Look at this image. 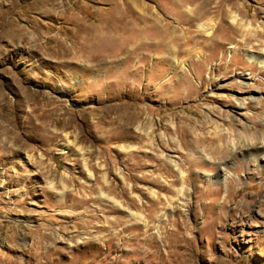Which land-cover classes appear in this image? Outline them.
I'll return each instance as SVG.
<instances>
[{"label": "rangeland", "instance_id": "374dc122", "mask_svg": "<svg viewBox=\"0 0 264 264\" xmlns=\"http://www.w3.org/2000/svg\"><path fill=\"white\" fill-rule=\"evenodd\" d=\"M118 2L0 0V264H264V0Z\"/></svg>", "mask_w": 264, "mask_h": 264}, {"label": "bare ground", "instance_id": "6f19581e", "mask_svg": "<svg viewBox=\"0 0 264 264\" xmlns=\"http://www.w3.org/2000/svg\"><path fill=\"white\" fill-rule=\"evenodd\" d=\"M170 1L172 2L171 4H173V6L174 5L178 6V4H177L178 0L177 1L176 0H170ZM112 2L115 6L119 3L118 0H112ZM228 17L231 20L232 24L238 25V27H240L241 29H243V28L246 29V27L248 26V25H245L244 21L242 19H239L238 16L236 15V13L231 11V9L228 12ZM139 27H141V26H139ZM199 27L203 31L207 32L208 35H210L211 31L213 30L212 26L207 27L205 25H200ZM137 28L138 27H136V25L134 26L132 24V26L130 25V27H128V30L127 29H125V30H127L129 32L130 31L133 32L134 30H137ZM151 29L155 34H158V36H160V37H163V35L166 36V34H170V32H168L166 29H161L160 27H158V28L152 27ZM126 33H128V32H126ZM246 57H247V60L249 62L255 63L258 67H260L261 69H264V50H261L258 53L255 52V54L248 51L246 53ZM174 62H175V60H174ZM256 99H257L256 94L251 93L250 100H256ZM243 105H244L243 102L239 103L237 105V110L239 111V110L243 109ZM239 114L241 115V113H239ZM131 120L133 122L132 118H131ZM243 125L245 126V130H249L248 126L245 123H243ZM218 147H219L218 149H220V145H218ZM228 148H229L230 157H228V158L220 157L216 161L217 165H218V170L213 176L214 182H216V183L228 182V179L231 178L230 176H233V173L230 169V163H231V160H235L236 158H238V159L240 158V160L245 161L247 163H249L250 161H253L257 164V167H256L257 170L259 169L260 171L264 172V137L258 136L257 133L247 132L245 134V138L242 139L240 142H233L232 144L228 143ZM196 153H199V157H197L198 155ZM191 156H192V159L193 160L196 159V161H197V159H198V161L210 160L209 154L206 152L205 149L196 150V152L194 151L191 154ZM171 163L174 165V167H177L176 161H171ZM178 192L183 194V189H180Z\"/></svg>", "mask_w": 264, "mask_h": 264}]
</instances>
